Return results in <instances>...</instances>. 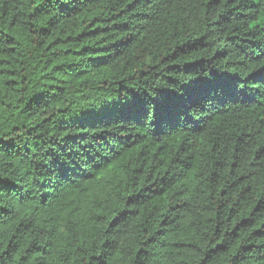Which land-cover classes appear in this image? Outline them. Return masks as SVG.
Masks as SVG:
<instances>
[{
	"label": "trees",
	"instance_id": "obj_1",
	"mask_svg": "<svg viewBox=\"0 0 264 264\" xmlns=\"http://www.w3.org/2000/svg\"><path fill=\"white\" fill-rule=\"evenodd\" d=\"M0 264H264V0H0Z\"/></svg>",
	"mask_w": 264,
	"mask_h": 264
}]
</instances>
